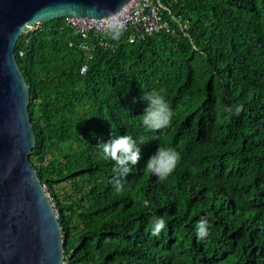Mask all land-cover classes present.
I'll use <instances>...</instances> for the list:
<instances>
[{
	"label": "trees",
	"instance_id": "obj_1",
	"mask_svg": "<svg viewBox=\"0 0 264 264\" xmlns=\"http://www.w3.org/2000/svg\"><path fill=\"white\" fill-rule=\"evenodd\" d=\"M167 4L174 33L136 43L112 33L89 61L63 18L16 43L30 160L58 212L66 264H264V0ZM148 93L174 114L155 133L140 119ZM125 134L155 140L117 192L113 162L96 146ZM158 147L180 155L163 182L145 170ZM159 217L166 227L153 236ZM202 218L209 235L198 240Z\"/></svg>",
	"mask_w": 264,
	"mask_h": 264
},
{
	"label": "water",
	"instance_id": "obj_2",
	"mask_svg": "<svg viewBox=\"0 0 264 264\" xmlns=\"http://www.w3.org/2000/svg\"><path fill=\"white\" fill-rule=\"evenodd\" d=\"M129 1L0 0V264H66L58 216L30 160L36 140L16 43L27 28L107 17Z\"/></svg>",
	"mask_w": 264,
	"mask_h": 264
},
{
	"label": "clouds",
	"instance_id": "obj_3",
	"mask_svg": "<svg viewBox=\"0 0 264 264\" xmlns=\"http://www.w3.org/2000/svg\"><path fill=\"white\" fill-rule=\"evenodd\" d=\"M63 19L65 20L66 18ZM34 27H38V25ZM120 35L121 32L116 31L112 34L111 38L113 40H118ZM142 99L146 101L147 104L143 115L140 116L144 128L152 133L167 128L174 114L170 104L165 100L164 96L158 93H148L144 95ZM242 110L243 105H238L235 107L234 114L239 115ZM225 111L233 113L231 107L226 108ZM153 140H155L154 136H140L134 139L131 135L125 134L96 146L99 150L101 159L113 162V172L115 173L113 186L117 192L123 190L124 185L122 178L126 177L130 173L131 168L136 166L140 161L142 147ZM179 161L180 155L173 148L158 147L155 154L147 161L145 170L148 174L156 176L159 181L163 182L174 172ZM165 227V219L163 217L156 218L152 226L151 234L153 236H158ZM208 228L207 219L202 218L196 225V237L198 240H203L209 235Z\"/></svg>",
	"mask_w": 264,
	"mask_h": 264
},
{
	"label": "built area",
	"instance_id": "obj_4",
	"mask_svg": "<svg viewBox=\"0 0 264 264\" xmlns=\"http://www.w3.org/2000/svg\"><path fill=\"white\" fill-rule=\"evenodd\" d=\"M178 0H130L116 13L107 17H78L66 18L64 26L78 34L82 41L79 44L88 60L93 58V52L99 47L108 48L107 36L116 32L128 33V42L144 41L153 35L174 33L171 22L164 13H169L168 2ZM167 2V3H166ZM179 30L188 28V22L172 17ZM22 53H20V56ZM86 67L82 66L80 74H84Z\"/></svg>",
	"mask_w": 264,
	"mask_h": 264
},
{
	"label": "rangeland",
	"instance_id": "obj_5",
	"mask_svg": "<svg viewBox=\"0 0 264 264\" xmlns=\"http://www.w3.org/2000/svg\"><path fill=\"white\" fill-rule=\"evenodd\" d=\"M39 26V25H38ZM33 29V28H32ZM88 60V59H87ZM89 61V60H88ZM45 189V188H44ZM45 192H46V189H45ZM67 192H68V190H67ZM47 193V192H46ZM62 194H65V192H61ZM47 196H48V199H49V201H50V203L53 205V207H54V202H53V199L50 197V195L47 193ZM55 210V209H54ZM55 213H56V215L58 216V212L55 210Z\"/></svg>",
	"mask_w": 264,
	"mask_h": 264
}]
</instances>
